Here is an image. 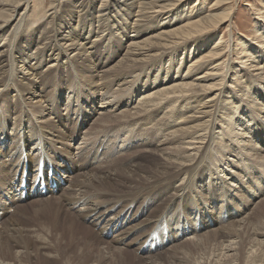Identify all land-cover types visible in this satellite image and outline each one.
I'll return each instance as SVG.
<instances>
[{
	"label": "bare ground",
	"instance_id": "bare-ground-1",
	"mask_svg": "<svg viewBox=\"0 0 264 264\" xmlns=\"http://www.w3.org/2000/svg\"><path fill=\"white\" fill-rule=\"evenodd\" d=\"M50 1L51 9L42 14L46 0H34L33 4L30 0H0V224L12 225L15 217H12L11 210L32 197L44 201L57 200L56 211L59 213L66 209L69 221L66 224L58 221L54 227L69 226L66 229L71 233L75 229L93 230L92 233L99 238L114 234L116 237H113L112 243L122 247L128 246L125 244L133 230L159 220L170 206V201L169 206L157 207L156 213H149L145 221L138 224L137 212H130L135 202L127 211L128 215L131 214L128 221L122 219L126 211L113 215L115 208H106L110 205L111 191L103 180H108L110 174L103 167L109 165L110 160L85 168L83 161H78L82 160L78 156H84L85 148L94 139L102 137L105 138L103 144L121 140L119 154H125L133 147L156 144L158 152L161 151L164 157L158 155L165 162L162 169L159 165V177L154 175V182L150 181L151 185L148 183V189L152 193L160 187L172 186L176 180L181 181L182 187L175 189L171 200L174 203L186 196V213L199 214L203 209L212 213V208L220 212L227 201L235 203L234 209L240 208L242 213L240 197H243L245 192L242 190L248 185L243 174L253 173L254 166L258 164L259 167V161L264 160V24L261 23L264 4L262 10L254 14L262 17L261 20L257 18L253 39L245 40L250 41L247 45L242 38L238 43L235 41V45L231 32L235 11L231 4L233 0H216L213 11L205 10L207 6L201 2L197 12H189L188 9L195 0H101L98 8L95 7L98 0ZM37 9L39 13L35 16ZM226 24L232 35L228 42L223 41V37H216V40L205 39L192 45L195 37L207 36ZM130 29L132 32H128ZM125 38L127 42L123 45ZM256 41L258 43H254ZM122 46H125L124 54L118 60H112L120 54L121 51L117 50ZM102 48L105 52L101 54ZM185 64L189 66L183 75L180 70ZM240 65L237 69L236 66ZM176 67L178 71L173 76L169 70ZM203 71L206 72L198 73ZM230 75L236 77L231 82L240 87L239 91L235 92L233 87H230L233 92L224 88L230 81ZM194 76L197 78L193 79ZM141 77L146 78L143 87L140 86ZM242 79L245 80L241 82ZM242 85H245L246 91L241 90ZM125 89L128 91L123 93ZM215 91L218 93L215 94ZM137 93L140 99L134 104ZM97 108V117L90 120ZM158 113L162 119L155 122ZM141 128L144 133L140 136ZM129 138H134L130 144ZM149 151L151 154V149L144 152ZM63 153L67 160L62 158ZM73 163H78L79 169ZM38 170L43 173L40 179L46 183V195L40 190L31 191ZM138 175L135 176L139 178ZM145 179L142 181L145 182ZM49 180H52L53 187L48 186ZM24 181L26 183L23 184ZM117 181L119 185L120 180ZM263 181L257 183L258 189L259 186L262 189ZM65 183L66 186L61 189ZM257 187L252 190L251 186L248 190L257 192ZM25 191L28 196L23 199ZM90 195L95 196L90 205L74 209L86 198H94ZM67 204L69 208H65ZM227 209L229 216L239 214ZM195 216L186 231L196 227V221L193 222ZM245 221L242 225L241 220L227 223L210 231L214 233L212 236L204 233L201 239H221L234 246L240 236L237 229L240 230ZM256 235L261 237L259 239L264 238V234ZM137 241L134 244L137 245ZM263 241H259V247L264 244ZM28 242L21 232L19 240L13 245L10 242L3 244L0 264H16L17 254L21 251L16 254L14 250H28ZM120 246L118 250L121 251L123 248ZM141 249L140 244L136 250ZM12 251L16 254L14 262L10 261Z\"/></svg>",
	"mask_w": 264,
	"mask_h": 264
},
{
	"label": "rangeland",
	"instance_id": "rangeland-1",
	"mask_svg": "<svg viewBox=\"0 0 264 264\" xmlns=\"http://www.w3.org/2000/svg\"><path fill=\"white\" fill-rule=\"evenodd\" d=\"M33 1L34 0H30L31 4H33ZM63 1H65V0H63ZM100 1L101 0H98L97 1L98 3L97 2L95 3L96 8L99 7ZM118 1L120 2L122 0H118ZM215 1L216 0H199V1L195 0L194 2H192L190 4V6H189L190 8H188L189 12L191 10H193V11L195 10L197 12V8H199L201 6V2H203V3L205 2V5L207 6L205 10L209 9V10L213 11V6H214ZM231 4L234 6V9H235V11L233 12V16H232V18H233L232 19V28L230 27L231 32H233V35H234V42L236 41L238 43V40H242V38H243L244 42H246V44L248 45L250 41H245V40H252L253 39V37H254L253 33L256 31L257 18L259 17V15H254V14H256V12L258 10H260V9L262 10L264 0H233L231 2ZM44 7L45 8L41 9L42 14L48 12V10L51 9V1L46 0ZM38 11H39V9H37L36 12L34 13L35 16L38 15V13H39ZM196 12H194V13H196ZM261 17L262 16H260V18ZM260 18H258V19L259 20L262 19L261 20L262 22L261 21L260 22L262 24H264V22H263L264 19L263 18L260 19ZM128 32H132V29H130ZM132 34L133 33H130V35H132ZM231 36L232 35L230 33V29H228V24H226L223 26V28L217 29L207 36L195 37L191 43H192V45H196V44L202 43V41L205 39L213 38L216 40L217 38H220V37L224 38L223 41L228 42L229 39L231 38ZM126 42H127V40L125 38L123 45H125ZM236 42H235V45H236ZM254 43H258V42L256 41ZM256 45L258 46V44H256ZM123 47H125V46H122V48L120 50H117V52H119V51H121V52L119 55L116 54V56L112 60H114V61L118 60V58L124 54L123 53L124 52ZM103 52H105V48H102L100 51L101 54ZM181 57L182 56H180V58ZM84 58H85V56H84ZM80 61H82V60H80ZM184 61H185V59H184ZM188 66H189V64L188 65L185 64L184 67L181 68L180 73L183 72L182 74L184 75L187 72L186 69ZM240 67H241V65L236 66L237 69H239ZM169 71H172L173 76H176L178 68L177 67L174 69L172 68ZM204 72H206V71L198 72V73H204ZM80 73H82V75H83V72H80ZM252 73L257 74L258 72H252ZM195 78H197V76L193 77V79H195ZM234 78H236V77H234V75H230V81H227L226 85L224 86V88H226V90L231 91L232 89L230 87H233V88H235L234 89L235 92L239 91L240 87H236V85L232 84V82H231V79H234ZM244 80L245 79H242L241 82ZM145 81H146V78H142V82H141L140 86L143 87L145 84ZM244 86L245 85H242V87H241L242 91H246L245 90L246 88H244ZM116 88H117V86L115 87V89ZM130 88L133 89L132 86ZM127 91H128V89L127 90L125 89V91H123V93L127 92ZM232 92H233V90H232ZM214 93L217 94L218 91H215ZM121 94H122V92H121ZM251 94L252 93L250 91L249 95H251ZM213 95L214 94H212V96ZM139 99H140V94L137 93L135 99L133 100L134 104L138 103ZM260 102H262V101H260ZM98 105H99V102H98ZM98 110H99V108H97L94 112H92L90 120H93L94 118L97 117ZM160 113H163V111ZM160 113H158L159 115H157L159 117V119H158V117L154 118L155 122L160 121L162 119V118H160L161 117ZM91 123H93V122H91ZM91 123H89L90 126H92ZM153 124H155V123H152L151 125H153ZM116 125H118V124H116ZM90 126H88V128ZM84 128H86V127H84ZM60 129L64 130V128L61 125H60ZM141 129H140V131H141ZM142 130L143 131H141L140 136L144 133V129H142ZM80 131H79V133H80ZM77 138H78V136H77ZM104 139L105 138H103V137L98 139V140L94 139L96 141L93 140V142H91V144H89V147L85 148L84 156H81V155L78 156V158H82V160H78V161H83V167L85 168L86 166L87 167L94 166V165H98V164L102 163V161L104 162V161L110 160L109 165H107L103 168H105L104 169L105 172H108V174H110L108 180H111V181L110 182L108 180H103V181H105L106 184H108L109 192L111 191L110 192V205L107 206L106 208L107 209L115 208L112 212L113 215H117V214L121 213L122 211H126V214H125V212L123 213V217H125V218L122 217V219H124L125 221H128L131 214L128 215L127 211L129 209L130 204H133L135 202L133 204V207L130 209V212H132L133 214L137 212V224H138V223L145 221V219L147 218L149 213L150 214L156 213L157 207L159 208L162 206L163 208H165L164 206L165 205H166V207L169 206L170 202L172 205L170 204V206L167 208V210L162 215V217H160L159 220L156 219L154 224H151V225L149 224L146 226H140V227H144L145 229L144 228L138 229L139 228L138 227V228H136V231L133 230V232H131V234H130V239L125 244L128 246L122 247L120 245H115L114 243H112V240L116 237L114 234L103 235V238H99L97 235H95V233H92L93 230H90L91 232L90 231L85 232L81 229L80 230L77 229L78 230V232H77V230L75 229L74 231L76 233H74L73 230H72L73 232L71 233L70 231L67 230L68 229L67 227H69V226H66L64 228L63 227H59V228L54 227L56 222L61 221L62 224H66L67 221H69V219H70L69 215L66 213V209H65V212H60V213L58 211H56L57 210L56 205H59L57 200H52V199L48 200L47 199L44 201V200L33 199V197L31 199H26L23 202V204L18 206L16 209L13 208L10 212V213H12L11 214L12 217L13 216L15 217L14 218L15 221L13 220L15 222V225H14L13 221L11 222L13 226L0 224V240H1L0 241V248L2 246H4L3 244L9 243V242L12 243V245H13L14 241L19 240V233H21V232L24 233L26 239H28V241H29L28 242V245H29L28 250L29 251L27 249L24 250V248L23 249L16 248L14 250L16 252V254L21 251V254L20 253L17 254L18 256L19 255L20 256L19 257L17 256L18 260L16 259L15 263L21 262L20 264H25V263L30 264L29 262L31 261V264H150V263L151 264H264V244L263 243L261 244L262 248L259 247L260 246L259 241H261V240L263 241L264 238L259 239L261 237H257V235H256L258 233L264 234L263 233L264 232V185H262L263 186L262 189L259 186L260 190L257 187L258 186L257 183H259V182L262 183V181L264 179V164H262L264 162V160L259 161V163H261V164H259V167H258V164L256 166L253 165L255 168L253 170V173H251V174L248 173L249 175H247L246 173L243 174L244 176L246 175L245 176L246 179L245 178L244 179H245L246 184H248V185H247V189L242 188L243 189L242 192H245V193H244L243 197H240L241 198L240 200L242 202L241 203L242 204L241 208L243 210L242 213L239 211V210H241L240 208H239V210L234 209L233 205L235 203H233L232 201H227L225 203L224 209L220 210V212L214 211L212 208V213H208L206 211V209H203L202 211L200 210L201 213L193 214L194 216L196 215L195 219H193V222L196 221L194 223H196L197 225L194 229L186 231V228L189 229L188 225L192 222V217H194L191 212L188 211V213H186V211H185V207H187V205H186L187 199H185V198H187V197L186 196L184 198L181 197L180 199L176 200V202H174V203L171 200L173 198V194H175L174 192H176L175 189L176 188L179 189L180 187H182V182L176 180V181H174V184L172 182V186L170 184V185H168V188H167V185L164 186V188L160 187V189H156V190L152 191V193L150 192L151 190L148 189L149 184L151 185V183L154 182V179L159 177L160 170L162 169L161 167H163L164 162H165L164 158H161L163 156L162 152L161 151L158 152L159 147L156 146V144L151 145L150 146L151 148L149 147V145H148V147L146 145H142L144 148L142 146L133 147V148H130V149H132L131 151H129L130 150L129 149L126 151L127 153L124 152L126 154V156H125V154H123V153L119 154L120 150H119L118 146H119V142L121 140H119L118 142H112L114 144H112V143L111 144H105V143L103 144L102 142H104ZM107 140H108V137H107ZM133 140H134V138H129L128 144H130V142ZM116 143H118V144H116ZM107 146L109 147L107 149L108 152H107V154L104 155L103 152L105 153V151H106L105 149ZM145 147H146V149H145ZM154 147H155V149L156 148L157 149L155 150ZM134 149L138 153H135ZM138 149L140 151H138ZM150 149L152 150L151 154H150V151L146 152V153L144 152V151H146V150L148 151ZM153 149L155 150L157 155H156V153H154ZM142 150H144V151L142 152ZM140 152H142V153H140ZM127 154H130L133 157H131L130 155H127ZM158 154H161L162 156L160 155V157H159ZM100 155H102V156H100ZM116 155L118 157H119V155H122V156H120L118 159V157ZM124 157H127V158H124ZM62 158H65L66 160L68 159V157L66 156L65 153L62 154ZM24 160H25V162H27V160L25 159V156H24ZM115 160H118V161L116 162ZM98 161H100V162H98ZM124 161H127V162L125 163ZM73 164L76 165L77 169H79L78 163H76V164L73 163ZM128 164H130L131 166L133 165L134 167L133 166L131 167L130 165H129L130 166L129 167ZM135 165H137L136 167H138L137 172H139V170H140L139 175L135 171L136 170ZM159 165H160L161 169H159ZM156 167H158V168H156ZM152 169H153V171H152ZM50 171H51V169H50ZM73 172H75V170ZM125 172L126 173L128 172V173L126 174ZM132 172H134V173H132ZM149 172H150V174H149ZM111 173H112V175H111ZM143 173H144V175H143ZM134 174L136 176L138 175L139 178H137ZM157 174H158V176H157ZM113 175H115V178ZM127 175H128V177L130 175V178L126 177ZM154 175H155V178H154ZM63 176H65V175H63ZM100 177H103V176H100ZM122 177H124V178H122ZM144 177L147 179V180L145 179V182L142 181V180H144ZM150 177H151V179H150ZM249 177H252L251 179H254L253 180L254 184L251 182V179ZM115 179L120 180V184H121V185L119 184L120 187L118 185V181ZM138 179H140V180H138ZM124 180H126V182H124ZM140 181H142V182H140ZM150 181H151V183H150ZM263 183H264V181H263ZM125 184H127V185L125 186ZM140 184H142V185H140ZM114 185L117 189L114 187ZM65 186H66V183L64 184V186H61V189L64 188ZM251 186H252V190H253V188L257 187L259 192L253 191V193H251V191L248 190V188H250ZM143 188H144V190H143ZM121 190H123L124 192H122ZM159 190H161V191H159ZM147 191L149 193H147ZM156 191L159 192L160 194H158ZM57 193H55V196H58ZM219 193H221V192H219ZM114 195H115V198H114ZM117 195H120V196H117ZM88 196H86V197H88ZM90 196H93V195H90ZM125 196H127V197H125ZM133 196H134V198H133ZM86 197H84L83 199H85ZM93 197L94 198L91 197L90 199L86 198L85 199L86 201L85 200L81 201L79 203V205H77V207H74V209L76 210V209L81 208L80 206L86 207V206L90 205L95 200V196H93ZM219 197H221V194L219 195ZM113 198H114V201H113ZM167 198H168V200H167ZM204 199L205 198L203 196L202 200H204ZM80 200H82V199H80ZM129 200H131V201H129ZM188 200H189V198H188ZM198 200H199V197H198ZM128 201L130 203H128ZM161 201H162V203H161ZM178 201H180V202H178ZM43 202H45V203H43ZM119 202H122V203H119ZM158 202H159V206H157ZM40 203H41V205H40ZM86 204H88V205H86ZM197 205L195 204V206H197ZM212 205H213V202H212ZM94 206H96V205L94 204ZM226 207L229 208L230 210H232L233 212L238 211L239 214H234L233 216H229L227 214L228 209L225 210ZM65 208H69V204H67L65 206ZM106 208H104V209H106ZM169 208H170V211H169ZM160 212H161V210H160ZM187 217H190V219L187 220ZM215 218H216V221H215ZM244 218L246 219V221ZM150 219H152V218H150ZM240 220H241V225H242L243 221H245L243 226H241V229H243L242 230L243 233L241 232V229L240 230L237 229V231H239V233H240V236H239V239H236V242L233 243L234 246H230L229 243L223 242L221 239H215V240L213 238L212 239L210 238L211 240L207 239V238L201 239L204 237V235H205L204 233H206V232L208 233V235L211 234V236H212V234H214V233H209L210 231H215L216 229L220 228V226L223 227V226L227 225V223L230 224V222L233 223V222H238ZM247 220H248V222H247ZM88 222H90V220H88ZM216 224H217V226H216ZM61 225H59V226H61ZM121 226L122 225H120L119 228ZM146 227L147 228L149 227V228L147 229ZM94 229L97 232H99L98 229H96V228H94ZM13 230L14 231L16 230L15 232H17V231L18 232L16 234H14L15 232ZM20 230H21V232H20ZM135 232H137V233H135ZM110 233H112V232H110ZM118 233H120V231ZM207 233H206V235H207ZM86 234H88V235H86ZM133 234H134V236H132ZM15 235L18 237L16 238ZM139 235H141V236H139ZM136 236H139L140 238L136 237ZM8 237L10 238V241H9ZM192 238L194 240H192ZM101 240H102V242H101ZM73 241H74V243H73ZM136 241L138 243L137 245L134 244V243H136ZM87 242H89V244ZM98 242H100V243H98ZM105 243H108V244H105ZM109 243H111V244H109ZM99 244H101L103 247ZM104 244L108 245V246H104ZM140 244L142 245L141 251L136 250V249H138ZM225 245L229 249L226 247L224 249ZM235 245H238V246H235ZM119 246L121 247V249L123 248L121 251L118 250V249H120V248H118ZM158 246H160L159 249L157 248ZM222 246H223V248H222ZM107 247H109V248H107ZM110 247H112V248H110ZM124 247H125V249H124ZM43 248H45V249H43ZM126 248H128L129 250H126ZM156 249H158V250H156ZM231 249H233V250L235 249L236 251L235 250L231 251ZM14 251H12L13 258H10L11 262H14V259L16 257V254ZM134 253H135V255L136 254L137 255L134 256ZM143 253H148V255L143 254ZM8 255H9V252H8L7 256ZM22 255H25L26 257L25 256L21 257ZM28 255L30 257H32V256L33 257L30 258ZM153 257H154V259H153ZM22 258H24V259H22ZM149 258H151V259H149ZM252 259H254V260H252ZM22 261L25 263H23Z\"/></svg>",
	"mask_w": 264,
	"mask_h": 264
}]
</instances>
